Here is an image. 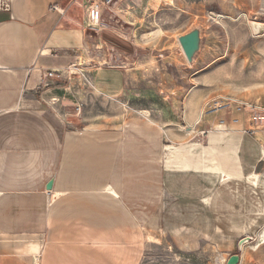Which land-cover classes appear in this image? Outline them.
I'll return each mask as SVG.
<instances>
[{
	"label": "crops",
	"instance_id": "obj_1",
	"mask_svg": "<svg viewBox=\"0 0 264 264\" xmlns=\"http://www.w3.org/2000/svg\"><path fill=\"white\" fill-rule=\"evenodd\" d=\"M75 2L0 0V264H132L139 202L127 196L124 169L140 159L134 151L139 140L164 150L145 160L156 161L163 195L180 208L177 226L166 228L169 239L184 250L200 251L206 239L219 245L225 240L219 225L212 229L209 216L191 209L210 197L206 172L253 187L262 183L264 171L256 170L262 157L253 152L254 142L240 132L210 130L202 148L195 140L165 143L151 125L86 123L75 111L80 101L70 94L67 72L75 53L88 44L87 11ZM48 69L55 75L45 77ZM93 70L87 83L95 93L117 97L125 90L124 68ZM195 122L196 117L183 131L192 132ZM172 132L166 133L173 137ZM147 203L144 208H157Z\"/></svg>",
	"mask_w": 264,
	"mask_h": 264
},
{
	"label": "rangeland",
	"instance_id": "obj_2",
	"mask_svg": "<svg viewBox=\"0 0 264 264\" xmlns=\"http://www.w3.org/2000/svg\"><path fill=\"white\" fill-rule=\"evenodd\" d=\"M75 4L87 11L88 44L75 53L67 72L70 94L80 101L75 111L86 123L151 125L165 143L195 140L202 148L208 146L210 130L240 132L254 142L253 152L262 157L256 170L264 171V0H113L101 7L96 21L89 17V0ZM249 21L260 23L257 31ZM192 30H198L199 43L189 59L178 37ZM104 65L126 70L127 84L117 97H103L87 83V74ZM217 102L220 108L212 110ZM195 117L193 131L185 133L183 127ZM134 151L140 159L124 169L129 173L127 196L139 202L138 250L132 264H226L233 252L241 254L238 264H264V177L253 187L241 179H224L221 172H206L210 197L191 210L209 216L212 229L219 225V238L225 240L215 246L206 239L200 251L184 250L166 230L177 226L180 208L163 195L153 169L156 161L151 165L145 160L152 151L159 157L164 150L139 140ZM146 203L157 208H144ZM245 233L253 239L239 250L236 240Z\"/></svg>",
	"mask_w": 264,
	"mask_h": 264
},
{
	"label": "water",
	"instance_id": "obj_3",
	"mask_svg": "<svg viewBox=\"0 0 264 264\" xmlns=\"http://www.w3.org/2000/svg\"><path fill=\"white\" fill-rule=\"evenodd\" d=\"M255 23L254 29L255 31L258 30V27L260 25L259 22H252ZM251 23V25H252ZM179 42L182 46V49L185 52V55L191 59L192 54L194 53V51L197 49L198 47V43H199V35H198V30H192L186 34H182L178 37ZM52 184H53V180H49L46 184V188L47 189H51L52 188ZM253 239V237L249 234L242 236L239 241H238V249L241 250L243 248V246L251 241ZM241 260V254L240 252H234L232 254H230L226 260V264H238Z\"/></svg>",
	"mask_w": 264,
	"mask_h": 264
},
{
	"label": "built area",
	"instance_id": "obj_4",
	"mask_svg": "<svg viewBox=\"0 0 264 264\" xmlns=\"http://www.w3.org/2000/svg\"><path fill=\"white\" fill-rule=\"evenodd\" d=\"M112 1L113 0H89V5H88L89 6L88 9H90V15H89V17L91 16L92 19H93L94 12L96 14V17H99L101 7L104 6V4H109ZM54 8H57V7L54 6ZM89 17H88V19H89ZM55 72L56 71L53 70V69H48L46 71V73L44 74V76L47 77V78H50V77H52V76L55 75Z\"/></svg>",
	"mask_w": 264,
	"mask_h": 264
},
{
	"label": "bare ground",
	"instance_id": "obj_5",
	"mask_svg": "<svg viewBox=\"0 0 264 264\" xmlns=\"http://www.w3.org/2000/svg\"><path fill=\"white\" fill-rule=\"evenodd\" d=\"M96 19L98 20V17H96V14H95V12H94V14H93V20H95L96 21ZM250 22V24L252 23V22H255V21H249ZM252 29L254 28V26H255V23H252ZM254 30V29H253ZM159 33H160V31H159ZM197 50V49H196ZM184 51V50H183ZM189 60V59H188ZM220 103L219 102H217L216 103V106L215 107H213L212 108V110H218L219 108H220V106L221 105H219ZM146 112V111H145ZM236 119H238V118H236ZM263 156H264V149H263ZM263 230V229H262ZM264 240V232L262 233V235H261V242ZM227 260V259H226Z\"/></svg>",
	"mask_w": 264,
	"mask_h": 264
}]
</instances>
